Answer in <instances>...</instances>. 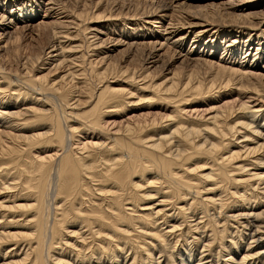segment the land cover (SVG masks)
I'll list each match as a JSON object with an SVG mask.
<instances>
[{
	"label": "bare ground",
	"instance_id": "bare-ground-1",
	"mask_svg": "<svg viewBox=\"0 0 264 264\" xmlns=\"http://www.w3.org/2000/svg\"><path fill=\"white\" fill-rule=\"evenodd\" d=\"M70 1L0 0V264H264L262 3L87 0L75 33L37 22ZM53 59L68 70L38 77Z\"/></svg>",
	"mask_w": 264,
	"mask_h": 264
},
{
	"label": "rangeland",
	"instance_id": "rangeland-1",
	"mask_svg": "<svg viewBox=\"0 0 264 264\" xmlns=\"http://www.w3.org/2000/svg\"><path fill=\"white\" fill-rule=\"evenodd\" d=\"M85 1H87V0H71L69 3H68V7L70 8L69 9V11H67L66 13L69 15H67L66 13H64L63 11H62V7L60 8V5H52L51 6V3L49 4V6H51L52 7V11H53V14H51V15H47L48 13H44L45 12V10H41L42 12H40V14L38 15L39 16V18L37 19V22L39 23L41 20L42 21H47L48 23H50V24H54V23H56V21H59L60 23H64V24H66V26H68L67 24H69V33L70 34H72V33H75V31L77 30L76 29V26L78 25V24H80V22L79 21H74L73 19V15L75 14V15H78V14H80L79 12H83V5H84V2ZM258 2H261L262 3V6H264V0H257ZM249 3V4H248ZM253 4H250V1H247L246 3H243V4H241L240 6H237V8H236V13H238V12H244V11H249V10H254L255 8H254V6H252ZM54 6H55V9H54ZM244 6V7H243ZM73 9H72V8ZM110 8H114V7H110ZM134 8H136L135 7V5H134V7H132V10H135ZM117 9H118V7H116L115 9H114V11L113 12H116L117 11ZM55 10V11H54ZM147 10H149L150 12H151V8H148ZM239 10V11H238ZM14 10H9V13L10 12H13ZM238 11V12H237ZM61 15H60V14ZM88 13V12H87ZM46 16H45V15ZM90 14H91V12H90ZM14 15H16V12H14ZM53 15V16H52ZM59 15L61 16V17H59ZM71 16V17H70ZM59 17V18H58ZM68 17H70V19H68ZM43 18V19H42ZM14 19H18V18H16V16H14ZM45 19V20H44ZM57 19V20H56ZM56 20V21H55ZM213 21H216L217 23H219V24H215L213 27L215 28H213L212 27V31H213V33H216V35H219V37H221V32L222 31H224V30H227V29H231V28H233L234 27V29H237V27H236V25L230 20V19H228V18H223V19H221V18H215ZM58 23V22H57ZM87 23L88 22H86V26H87ZM233 25H231V24ZM81 25V24H80ZM226 25V26H225ZM82 26V25H81ZM90 26H93V24L91 23L90 24ZM221 26V27H220ZM65 27V26H64ZM63 27V28H64ZM218 27H219V29H218ZM226 28V29H225ZM189 30H194V28L193 29H188L187 31H189ZM52 32H53V30H45V31H37V32H35L34 34H33V37H30V36H26L25 38H24V40H22V42L19 44L20 46H19V51L20 52H18V54H17V56H14L13 55V57H7V58H4V60L2 59V67L4 68V69H6V73L7 74H10L11 75V73L12 74H14L15 73V70H21L22 68H23V64H24V62H25V59L26 58H37V56L38 55H42V53L44 52V50L46 51V48H48L49 47V44H50V42H51V40H52V36H51V34H52ZM65 32V31H64ZM95 32V31H94ZM264 31H263V29H261V30H253L252 32H251V39L250 40H252L253 42H254V48L255 49H257V48H260V49H262L261 51H263L264 52V40H263V42H259L258 40H257V34H264L263 33ZM51 33V34H50ZM80 34V36H79V40L77 41L78 43H82V42H84L85 41V35L86 34H89V31H84V30H81V32L79 33ZM83 34V35H82ZM254 34V35H253ZM30 35V34H29ZM255 38V39H254ZM51 39V40H50ZM24 41V42H23ZM236 41V40H235ZM64 42V41H63ZM190 42H191V40H190ZM203 43H205L204 42V40L202 41ZM202 42H200V44L202 43ZM183 43V42H182ZM182 43H180V44H182ZM13 44H15V43H13ZM185 44V45H184ZM192 44V43H191ZM191 44L189 43V42H187V43H183V49H174L173 51H175L176 53H183V52H185V53H189V55H190V57H195L196 55H200V56H204L205 54L204 53H202V52H198L196 49H194V47H191ZM251 44H252V42H251ZM6 45V41H5V38L3 37V38H0V47H4ZM181 46V45H180ZM197 46V45H196ZM199 47V46H198ZM22 49V50H21ZM92 49V48H91ZM192 49V50H191ZM193 50H194V52H193ZM260 51V52H261ZM259 52V53H260ZM112 54V56L117 60V61H122V59H123V49H118V50H116L115 52H112L111 53ZM184 54V53H183ZM188 55V56H189ZM2 58V57H1ZM0 58V59H1ZM9 58V59H8ZM11 58V59H10ZM19 58V59H18ZM121 59V60H120ZM54 60V61H53ZM52 61L51 60H48L47 62H45V64H41L40 65V63L38 64L39 66H40V68H38L39 69V71H38V77H48V81H58L61 77H62V75H63V73H65L67 70H68V68L66 67L65 68V66H63V67H61V68H56L57 67V65L59 64V62L60 61H57V60H55V59H53ZM95 60V58H92V61H94ZM129 59H127L126 61H128ZM132 61V60H131ZM175 60L172 62V64L173 65H171V70H174L175 68H178V67H180V63H181V61L180 62H175ZM123 63V62H122ZM125 63H128V64H130L131 62H125ZM56 66V67H55ZM173 66V67H172ZM100 67V66H99ZM14 69V70H13ZM189 70V69H188ZM202 71V73H203V75L204 76H206V73H208V71H206V70H201ZM11 72V73H10ZM168 72H166V71H164L163 73H161V74H159V78H162V77H164L166 74H167ZM257 73H260L261 75H263V73H261V72H257ZM9 75V76H10ZM56 78V79H55ZM19 85V84H18ZM22 104L23 103H20V106L22 107ZM59 113H61V112H59Z\"/></svg>",
	"mask_w": 264,
	"mask_h": 264
}]
</instances>
